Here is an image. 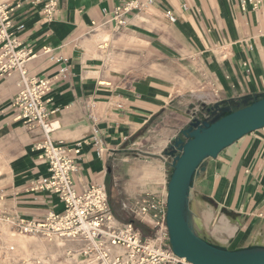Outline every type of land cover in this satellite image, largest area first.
<instances>
[{
  "label": "crops",
  "instance_id": "1",
  "mask_svg": "<svg viewBox=\"0 0 264 264\" xmlns=\"http://www.w3.org/2000/svg\"><path fill=\"white\" fill-rule=\"evenodd\" d=\"M0 1L23 24L19 40L34 54L24 64L28 75L52 79L43 96L52 138L69 149L79 143V153L70 152L77 193L107 183L111 192L118 165L137 151L161 158L196 108L233 110L264 95V0L255 8L240 0H58L48 21L40 0ZM128 1L118 25L114 11ZM20 82L17 70L0 76V209L42 219L63 203L36 187L46 165L35 147L39 128L24 125L11 105ZM166 182L140 181L121 212L108 198L114 215L132 216L144 194L165 200ZM192 191L212 207L210 216L220 214L194 228L201 237L228 249L264 247V126L207 158Z\"/></svg>",
  "mask_w": 264,
  "mask_h": 264
},
{
  "label": "built area",
  "instance_id": "2",
  "mask_svg": "<svg viewBox=\"0 0 264 264\" xmlns=\"http://www.w3.org/2000/svg\"><path fill=\"white\" fill-rule=\"evenodd\" d=\"M40 1L42 17L48 21L57 9L58 0ZM240 1L242 6L248 2L253 8L261 2ZM132 6V1H128L116 7L113 18L118 25L124 23L123 13ZM14 8L0 1V76H9L14 70L20 74L21 84L11 105L19 110L17 119L29 129L40 130L41 140L35 147L41 151L39 155L46 165V173L41 175L36 187L55 193L63 203V210L49 211L42 219L4 212L17 233L36 239L30 244L33 251L41 247L37 253L26 254L17 252L14 245H4L5 252L10 251L11 255L0 257V264H193L177 256L170 246L165 200L153 194L141 195L135 199L131 211L134 219L122 221L114 215L104 185L92 184L82 193L75 191L71 173L76 165L70 152L78 154L79 143L69 149L51 136L54 126L48 118L43 96L49 91L52 79L26 72L24 64L34 54L19 40L23 24L13 20ZM166 16L174 20L171 11H166ZM44 51L48 49L44 47ZM200 110L196 108L189 121L211 117L210 111ZM145 217L152 224L149 232L136 224Z\"/></svg>",
  "mask_w": 264,
  "mask_h": 264
},
{
  "label": "water",
  "instance_id": "3",
  "mask_svg": "<svg viewBox=\"0 0 264 264\" xmlns=\"http://www.w3.org/2000/svg\"><path fill=\"white\" fill-rule=\"evenodd\" d=\"M210 112L208 120L193 118L167 144L165 155L172 159L165 197L170 246L193 264H264L263 246L228 249L201 237L188 221L190 191L206 159L264 126V95L233 110L215 106Z\"/></svg>",
  "mask_w": 264,
  "mask_h": 264
},
{
  "label": "rangeland",
  "instance_id": "4",
  "mask_svg": "<svg viewBox=\"0 0 264 264\" xmlns=\"http://www.w3.org/2000/svg\"><path fill=\"white\" fill-rule=\"evenodd\" d=\"M132 156L134 158L127 161L122 160L120 162V165H118L117 170L121 173V175L118 174L117 185H114L111 188V192L109 184H106L109 201L111 202L113 208L120 212L121 200H125V197H127V193L130 192V190L134 188L138 183H140V181L144 179L157 181L164 179V177L165 180L168 179V172L166 171V169L168 168L167 156L165 154H161V158L157 157L156 159L154 158L155 155L153 154L137 151V154H134ZM163 168H165V170ZM195 192L193 191L194 195H197ZM200 198L202 199V196ZM197 202H199V205L204 204L205 207L203 205L202 208L198 207V205L197 207H194L196 212L195 217L197 218L195 226L199 229L203 226H211L212 222H215L214 220H216V218H218L220 214L216 213L210 216L212 207L205 201L202 202L198 197H196V199L194 200V203ZM122 216L126 218V220L134 219L133 216L126 215L125 212L122 214ZM137 223L136 224L140 226L142 230L147 232L151 231V228L147 226V224L140 221H137ZM200 234L202 235V233ZM35 241L36 239L34 237L17 233L13 229L11 224H9V222L6 220V215L4 217V212H2V209H0V257H3L4 255H11V253H9L10 251L5 252V250L3 249L4 245H14L18 248L17 252L24 251L26 254H30V252L37 253L38 250H40L39 247L41 246H39L36 251H33L35 249L30 247V244L32 245Z\"/></svg>",
  "mask_w": 264,
  "mask_h": 264
},
{
  "label": "bare ground",
  "instance_id": "5",
  "mask_svg": "<svg viewBox=\"0 0 264 264\" xmlns=\"http://www.w3.org/2000/svg\"><path fill=\"white\" fill-rule=\"evenodd\" d=\"M196 199V197H194V193H193V191H192V189H191V191H190V197H189V204H188V221H189V223H190V225L193 227V228H197L196 226H195V215H196V212H195V209H194V207H197V205H198V207H200V208H202V205L204 206V204H202V205H199V202H197V203H194V200ZM205 207V206H204ZM199 212V211H198ZM206 214V213H205ZM202 215V214H201ZM210 215H211V213H210ZM224 225V224H223ZM220 228V227H219ZM217 231V230H216Z\"/></svg>",
  "mask_w": 264,
  "mask_h": 264
},
{
  "label": "trees",
  "instance_id": "6",
  "mask_svg": "<svg viewBox=\"0 0 264 264\" xmlns=\"http://www.w3.org/2000/svg\"><path fill=\"white\" fill-rule=\"evenodd\" d=\"M138 224V223H137ZM141 225V224H140Z\"/></svg>",
  "mask_w": 264,
  "mask_h": 264
}]
</instances>
